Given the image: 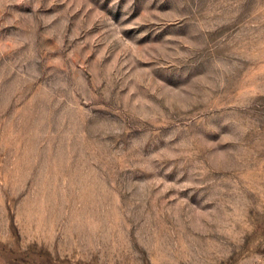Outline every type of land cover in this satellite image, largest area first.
Here are the masks:
<instances>
[{
    "label": "rangeland",
    "instance_id": "obj_1",
    "mask_svg": "<svg viewBox=\"0 0 264 264\" xmlns=\"http://www.w3.org/2000/svg\"><path fill=\"white\" fill-rule=\"evenodd\" d=\"M0 264H264V0H0Z\"/></svg>",
    "mask_w": 264,
    "mask_h": 264
}]
</instances>
